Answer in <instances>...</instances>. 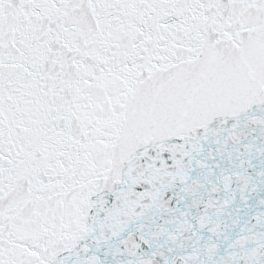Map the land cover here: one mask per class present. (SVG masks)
I'll return each mask as SVG.
<instances>
[{"label": "snow or ice", "instance_id": "1", "mask_svg": "<svg viewBox=\"0 0 264 264\" xmlns=\"http://www.w3.org/2000/svg\"><path fill=\"white\" fill-rule=\"evenodd\" d=\"M0 264H264V0H0Z\"/></svg>", "mask_w": 264, "mask_h": 264}]
</instances>
